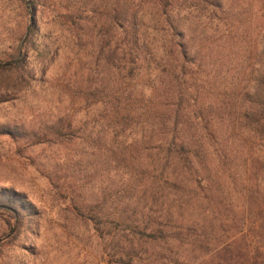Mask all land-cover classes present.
Segmentation results:
<instances>
[{"label":"rangeland","instance_id":"374dc122","mask_svg":"<svg viewBox=\"0 0 264 264\" xmlns=\"http://www.w3.org/2000/svg\"><path fill=\"white\" fill-rule=\"evenodd\" d=\"M225 1L0 0V264H251L264 0ZM183 144L206 193L165 184Z\"/></svg>","mask_w":264,"mask_h":264},{"label":"trees","instance_id":"16d2710c","mask_svg":"<svg viewBox=\"0 0 264 264\" xmlns=\"http://www.w3.org/2000/svg\"><path fill=\"white\" fill-rule=\"evenodd\" d=\"M116 3L113 4L111 11L109 13V22L111 28H115L117 26H126L129 30L133 28L134 21L129 16V9L126 4L129 0L123 1V4L119 3V0H115ZM164 14L169 13L172 7V0H157ZM202 4L207 6L205 8H209L210 6H215L216 9L219 8L222 12L225 11V7L228 6L229 9L233 7V5L229 4L225 0H201ZM242 2V3H241ZM239 2L241 7H245L244 1ZM234 8H236L234 6ZM131 32V33H130ZM129 35L134 36L133 31L128 32ZM182 45V44H180ZM115 49L113 50V54L115 53ZM182 52L187 53L186 49L182 48ZM128 56H131L130 51L127 53ZM114 56V55H113ZM16 60H20L17 56ZM259 102L258 103V111L256 113L260 115L255 116V122L258 126V130L260 133H264V93L258 95ZM185 92L184 89H181L179 94L178 102L176 103L177 114H179L182 110L181 105H184L185 101ZM178 107V108H177ZM196 116V115H195ZM197 117V116H196ZM164 149V159H163V168L166 170L172 169L174 171L175 176L172 175V182L168 179H165V184H171L172 187H175L179 190H184L191 181L197 178L194 176L195 172H193L191 164L195 162V157H190V149L186 147L184 144L181 146H172L168 145L163 147ZM197 184L200 189L204 190L206 193L207 190L201 185L200 180L197 179ZM260 185V184H259ZM188 188V187H187ZM206 198H208V194H205ZM249 206L250 208L246 210L245 215L243 216V221H246L248 226L250 225L249 230L252 231L251 237L254 240L255 247L250 251V255L246 257L250 260L251 264H264V202L261 200V194L258 190H250L248 196ZM8 201L9 198H6ZM3 205V204H2ZM163 235L162 230L152 233L149 236L157 238ZM226 254V258L230 259V263L232 264L233 260L236 257H239V254L234 255L233 251L229 249H224Z\"/></svg>","mask_w":264,"mask_h":264}]
</instances>
